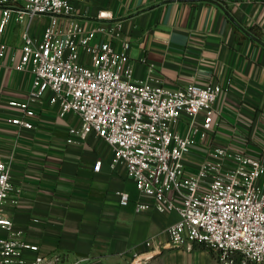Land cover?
<instances>
[{
  "label": "crops",
  "instance_id": "obj_1",
  "mask_svg": "<svg viewBox=\"0 0 264 264\" xmlns=\"http://www.w3.org/2000/svg\"><path fill=\"white\" fill-rule=\"evenodd\" d=\"M70 21L95 30V42L111 38L127 51L138 80L223 86L209 139L194 146L188 170L211 144L264 158V0H84ZM49 23L46 15L13 13L0 31V156L10 163L13 185L5 215L40 252L60 253L61 264H221L201 244H169L177 210H136L144 196L124 166H111L113 149L103 138L68 142L69 128L81 125L78 115L61 116L46 97L33 128L10 121L20 110L9 100L24 99L34 77L32 62L18 68L23 33L41 36ZM186 127L181 120L182 134ZM121 190L131 195L128 205L120 203Z\"/></svg>",
  "mask_w": 264,
  "mask_h": 264
},
{
  "label": "built area",
  "instance_id": "obj_2",
  "mask_svg": "<svg viewBox=\"0 0 264 264\" xmlns=\"http://www.w3.org/2000/svg\"><path fill=\"white\" fill-rule=\"evenodd\" d=\"M77 1L84 0H0L1 32L13 13L50 18L41 36L23 33L18 68L32 62L34 77L24 99L9 100L20 110L10 121L33 128L36 108L48 97L61 116L80 118L79 127L69 128L68 142L95 134L112 147L111 166H124L144 196L135 201L137 211H178L179 220L167 228L170 245L201 244L216 251L221 264H264V158L211 144L187 168L194 146L209 139L223 86L171 88L136 79L127 51L111 38L95 42V30L70 21ZM181 120L187 122L184 134ZM101 166L97 160L94 168ZM12 189L10 163L0 156V264H61L60 253L40 252L5 215ZM118 194L122 205L130 203L128 191Z\"/></svg>",
  "mask_w": 264,
  "mask_h": 264
},
{
  "label": "bare ground",
  "instance_id": "obj_3",
  "mask_svg": "<svg viewBox=\"0 0 264 264\" xmlns=\"http://www.w3.org/2000/svg\"><path fill=\"white\" fill-rule=\"evenodd\" d=\"M64 48V44L61 45Z\"/></svg>",
  "mask_w": 264,
  "mask_h": 264
}]
</instances>
